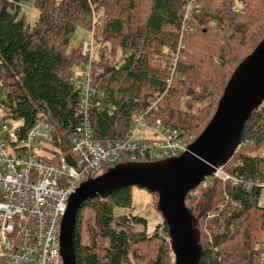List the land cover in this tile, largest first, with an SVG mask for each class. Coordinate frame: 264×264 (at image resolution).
I'll use <instances>...</instances> for the list:
<instances>
[{"label": "trees", "instance_id": "trees-1", "mask_svg": "<svg viewBox=\"0 0 264 264\" xmlns=\"http://www.w3.org/2000/svg\"><path fill=\"white\" fill-rule=\"evenodd\" d=\"M143 1L0 0V86L7 90L0 110L5 117L27 129L41 112L53 124L56 139L74 128L79 88L68 77L71 66L87 57L81 54L82 44L75 51H68L67 45L76 21L94 13L93 41L108 42L112 56L122 50L116 65L91 60V86L102 93L96 96L99 105L90 110L95 137L120 140L132 118L144 114L148 122L159 120L163 127L196 139L214 115L232 72L264 37V0H147L145 11ZM26 2L39 11L33 25L20 15ZM99 67L104 72L96 75ZM263 148L261 104L245 122L239 148L224 165L241 182L216 179L200 196L186 199L199 233L198 264H264L258 259L264 228L261 189L246 186L256 180L264 183V157L257 153ZM124 157L122 162H128ZM225 199L230 208L220 210ZM130 206L131 187L82 205L75 264H135L131 258H139L136 246L150 238L113 226L114 210ZM84 208L92 211L93 219L85 220L83 238ZM132 219L146 225L143 217ZM162 229L169 238L165 221ZM164 255L160 247L146 264H163Z\"/></svg>", "mask_w": 264, "mask_h": 264}, {"label": "built area", "instance_id": "built-area-1", "mask_svg": "<svg viewBox=\"0 0 264 264\" xmlns=\"http://www.w3.org/2000/svg\"><path fill=\"white\" fill-rule=\"evenodd\" d=\"M29 5L30 2H26L23 6ZM92 51L93 38L81 48L87 60L80 61L68 77L79 90L77 123L66 137L56 139L53 124L41 112L37 113L31 127L23 129L18 121L6 118L1 111L0 264H63L60 223L69 198L83 182L121 163L123 155L128 162L164 160L180 155L194 139V135L163 127L159 120L148 122L144 114L132 118L124 138H96L90 110L99 105L96 96L102 93L98 94L91 86ZM174 67L172 61L168 67L171 75ZM103 72L101 67L95 70L96 75ZM170 81L171 77L167 83ZM141 129L154 132L157 139L134 140L135 133ZM257 153L264 157V148ZM216 179L233 184L241 182V178L228 173L224 165L218 166L189 190L185 202L187 197L190 200V197L200 196ZM252 185L261 192L264 189V183L258 180L246 183L247 187ZM258 259L264 262V228Z\"/></svg>", "mask_w": 264, "mask_h": 264}, {"label": "water", "instance_id": "water-1", "mask_svg": "<svg viewBox=\"0 0 264 264\" xmlns=\"http://www.w3.org/2000/svg\"><path fill=\"white\" fill-rule=\"evenodd\" d=\"M89 16L80 19L88 29ZM264 102V37L232 72L215 113L180 155L154 162H121L83 182L68 200L60 223L63 264H75L77 215L89 199L137 186L157 195V210L168 229L173 264H198L201 256L196 218L185 203L189 190L218 166L225 165L239 144L253 110Z\"/></svg>", "mask_w": 264, "mask_h": 264}, {"label": "rangeland", "instance_id": "rangeland-1", "mask_svg": "<svg viewBox=\"0 0 264 264\" xmlns=\"http://www.w3.org/2000/svg\"><path fill=\"white\" fill-rule=\"evenodd\" d=\"M60 0H57V2ZM147 0H144L142 2V9L145 11L147 9ZM20 15H23L25 18V21L33 25L38 16L39 11L38 9L30 3L29 6H22L20 9ZM91 16V19L89 20L88 29H83L79 25V20L82 19L85 21L89 16L83 17L81 16L78 21H76V26L72 33L69 36V42L67 45L68 51H75L77 50L80 45L81 48L85 42H90L93 38L94 31H95V16L94 13ZM93 59L101 60L106 62L107 64H114L116 65L122 56V50L117 52V55L112 56V54H109V43L99 41L96 42L93 41ZM79 51V50H78ZM77 51V52H78ZM74 56H77V53L74 54ZM78 67L76 65H72L70 68V73L74 72ZM76 73L75 75H77ZM7 90L5 87L0 86V100H3L6 97ZM264 106V102L262 103ZM216 107V106H215ZM1 110H0V117H1ZM15 126L14 124H11ZM142 139L147 140H156L157 135L148 130V129H141L135 133L134 140L140 141ZM227 204V201L225 199V202L220 205V210L223 209ZM233 206V204H231ZM259 205H264V189L261 192V196L259 199ZM227 208H230V205L225 207V210ZM214 213H212L208 217H212ZM133 216H140L145 218L146 225L144 226L141 223H136L132 217ZM90 219L92 221L93 219V213L90 209L84 208L82 210V221H81V233L83 235V238L85 237L84 234V222L85 220ZM210 219V218H209ZM162 223L163 218L161 217V214L157 210V196L155 194L150 193L148 190L139 188L137 186L131 187V206L128 208H116L114 210V221L113 226L116 230H124L128 232V234H139V233H146L148 238H150L149 241H146L144 243L138 244L136 246V251L138 252L137 256L138 259L131 258L133 263L135 264H146L149 261L153 260L157 253L158 249L160 247L164 248L165 255L163 257V264H173L174 262V256L171 252V249L169 247V238L163 233L162 229ZM205 223L203 224V226ZM205 228V227H204ZM205 234L207 235L208 241L211 240V234L207 228H205ZM105 242H102V245H105ZM242 264V263H240ZM244 264V263H243Z\"/></svg>", "mask_w": 264, "mask_h": 264}]
</instances>
